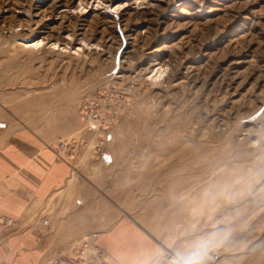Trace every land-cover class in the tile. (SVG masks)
<instances>
[{"label": "rangeland", "instance_id": "obj_1", "mask_svg": "<svg viewBox=\"0 0 264 264\" xmlns=\"http://www.w3.org/2000/svg\"><path fill=\"white\" fill-rule=\"evenodd\" d=\"M99 97L115 118L87 131ZM0 108L78 140L171 264L197 244L203 264H264V0H0Z\"/></svg>", "mask_w": 264, "mask_h": 264}, {"label": "crops", "instance_id": "obj_2", "mask_svg": "<svg viewBox=\"0 0 264 264\" xmlns=\"http://www.w3.org/2000/svg\"><path fill=\"white\" fill-rule=\"evenodd\" d=\"M13 127L0 108V264H50L89 237L106 264H171L163 247L97 187L76 154ZM46 221V224L43 222Z\"/></svg>", "mask_w": 264, "mask_h": 264}, {"label": "built area", "instance_id": "obj_3", "mask_svg": "<svg viewBox=\"0 0 264 264\" xmlns=\"http://www.w3.org/2000/svg\"><path fill=\"white\" fill-rule=\"evenodd\" d=\"M105 100L99 98H93L89 102L86 111L83 113V120L85 121L87 131H99L104 129L114 120V113L110 110L104 109L101 105V101ZM103 102V101H102ZM104 137L99 139L98 144L93 145L91 151L94 154L102 152L104 146ZM81 144L89 149L88 142L83 141ZM80 142L73 140L71 144L58 143L57 155L58 157H72L77 152ZM46 224V221L43 222ZM107 254L100 246L90 241L89 237H83L79 241L72 243L68 248L62 252L56 253L50 264H106Z\"/></svg>", "mask_w": 264, "mask_h": 264}, {"label": "clouds", "instance_id": "obj_4", "mask_svg": "<svg viewBox=\"0 0 264 264\" xmlns=\"http://www.w3.org/2000/svg\"><path fill=\"white\" fill-rule=\"evenodd\" d=\"M207 252V244L194 245L190 249L179 252L174 264H203Z\"/></svg>", "mask_w": 264, "mask_h": 264}, {"label": "bare ground", "instance_id": "obj_5", "mask_svg": "<svg viewBox=\"0 0 264 264\" xmlns=\"http://www.w3.org/2000/svg\"><path fill=\"white\" fill-rule=\"evenodd\" d=\"M40 44H41V41L38 40L37 42L35 41L32 45H29V46L36 47V46H39ZM151 72H152L151 73L152 78L159 79L165 74L166 69L163 68L162 66H160V67H157L155 69H152ZM171 260H173V259H171Z\"/></svg>", "mask_w": 264, "mask_h": 264}]
</instances>
